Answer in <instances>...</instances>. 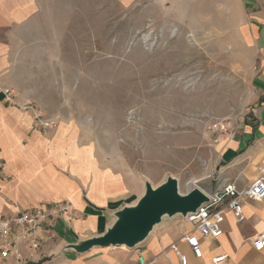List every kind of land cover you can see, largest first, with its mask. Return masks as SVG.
<instances>
[{"label": "rangeland", "instance_id": "1", "mask_svg": "<svg viewBox=\"0 0 264 264\" xmlns=\"http://www.w3.org/2000/svg\"><path fill=\"white\" fill-rule=\"evenodd\" d=\"M37 2L36 9L26 12L25 23L13 29L22 36L11 44L13 73L6 77L17 93L50 118L47 136L69 139L66 145L56 142L58 152L54 142L51 157L85 177L93 163V168L109 170L129 186L137 180L162 183L173 177L182 193L195 188L185 184L198 175L192 173L195 168L200 173L207 169L201 156L204 134L217 138L220 133L211 126L227 117L226 132L235 131L249 94L243 60L237 57L226 22H219V12H212L210 22L203 1ZM197 184L199 189L208 187L207 179ZM92 185L93 178L89 191L97 197ZM98 197L92 198L101 203ZM140 197L131 194L118 202L109 211L111 218ZM175 218H165L162 224L169 227ZM75 220L68 233L72 244L109 227L101 222L99 234L89 236L92 223L80 226L81 218ZM160 226L140 245L152 236L155 245L159 237L168 241L171 233L153 234ZM62 240L56 235L48 243L58 246ZM90 251L88 258H107L132 250Z\"/></svg>", "mask_w": 264, "mask_h": 264}, {"label": "crops", "instance_id": "2", "mask_svg": "<svg viewBox=\"0 0 264 264\" xmlns=\"http://www.w3.org/2000/svg\"><path fill=\"white\" fill-rule=\"evenodd\" d=\"M158 1H178L181 4L203 1V10L211 14L210 22H213L214 11L219 12V22H226L237 57L243 60L249 94L243 108V116L237 119L235 131L225 132L217 138L212 134H204L203 144L206 146L202 148L201 156L207 169L200 173L201 170L195 168L192 173L198 175L192 177L201 178L203 174L201 179H207V189L215 188L218 182L233 183L238 190L244 189L264 173V0ZM37 3V0H0V87L13 89L19 102L26 101L25 97L16 92L6 77L7 74L13 73L11 44L17 43L19 36H22L19 33L13 34V29L25 23L26 12L36 9ZM207 14L205 13V18ZM45 133V129L34 126L30 110L25 111L0 102V162L3 174L9 176H0V210L14 213L18 209L68 200L77 212H80V226L92 223V227L89 226L86 231L92 236L99 234L101 222L105 226L114 222L109 211L115 208L118 202L131 194H143L144 181L137 180L129 186L115 173L93 168V163H90L88 177H85L86 174L66 170V167L51 157V147L55 142L54 148H57L58 152L56 142L66 145L69 139H64L60 134L51 139V135L47 136ZM195 144L197 146L198 143ZM92 178V187H95V194H99L97 200L101 203L96 202L93 198L97 197L89 191ZM108 178L114 182L118 181L122 187L110 185ZM96 180H103L109 185H97ZM150 183L152 186L160 184ZM207 189L203 188L201 191L206 192ZM101 193L104 196H101ZM242 205L244 219L241 222H237L227 211L221 224L222 235L217 239H201V258H195L187 246H180L186 253L189 264H214L212 259L223 255L226 257L219 264H264V248L257 251L252 246L253 238L264 233V199H243ZM74 221L76 220L55 221V236H63L61 245L51 247L48 240L41 249V255H38L32 264H110L114 261L134 259V251L126 256L103 258L92 257V254L88 258L86 255L91 254V251L79 254L72 249H65L67 245L72 244L68 233L71 227H74ZM173 229L163 226L153 234L171 233L172 236L169 235L168 240L170 242L178 235V230ZM154 237L139 246L153 258L152 264H169L160 254L159 245L151 243ZM42 255L45 257L43 260ZM170 259L174 261L175 257L170 255Z\"/></svg>", "mask_w": 264, "mask_h": 264}, {"label": "built area", "instance_id": "3", "mask_svg": "<svg viewBox=\"0 0 264 264\" xmlns=\"http://www.w3.org/2000/svg\"><path fill=\"white\" fill-rule=\"evenodd\" d=\"M0 102L16 106L22 110H30L33 115V124L41 129L51 128V120L35 104L24 101L19 102L16 93L8 87H0ZM228 120L219 119L213 124L212 131L225 133L230 128ZM0 176H5L0 162ZM208 201L201 204L195 212L185 216L178 215L169 227L178 230V235L165 245L159 242L160 254L169 264H189L186 253L181 245L187 246L195 258H201V239H217L222 235L221 224L225 220L226 212H230L237 222L244 219L243 199L260 201L264 199V173L251 182L244 189L238 190L233 183L218 182L215 188L203 192ZM78 218V212L73 204L66 200L62 202H49L40 206L18 209L14 213H5L0 210V264H32L38 255H41L43 245L55 237V221H64ZM164 225L161 224L160 227ZM252 246L260 251L264 248V233L252 240ZM134 259L114 261L110 264H152L153 258L146 251L137 246ZM170 255L175 257L173 261ZM225 255L212 259L219 264Z\"/></svg>", "mask_w": 264, "mask_h": 264}, {"label": "water", "instance_id": "4", "mask_svg": "<svg viewBox=\"0 0 264 264\" xmlns=\"http://www.w3.org/2000/svg\"><path fill=\"white\" fill-rule=\"evenodd\" d=\"M208 198L198 188L179 193L177 179L168 177L157 186L144 183V192L133 206L124 207L114 214V222L104 233L79 244H69L65 249L82 253L93 247H113L125 244L133 249L146 240L154 225H161L165 218L185 216L195 212Z\"/></svg>", "mask_w": 264, "mask_h": 264}, {"label": "bare ground", "instance_id": "5", "mask_svg": "<svg viewBox=\"0 0 264 264\" xmlns=\"http://www.w3.org/2000/svg\"><path fill=\"white\" fill-rule=\"evenodd\" d=\"M201 178H203V176H201ZM201 178H192L191 180H189L188 182H186V184H185V186L188 188V189H191L192 187H195V188H198L199 189V187L197 186L198 184V181L201 179ZM177 189H178V191H179V193H181L182 194V192H181V190H180V188H179V186H178V180H177ZM200 190V189H199ZM203 192V191H202ZM155 226H158V225H154L153 227H152V231H153V229H154V227ZM168 235V234H167ZM159 242H161V244L162 245H165L168 241L166 240V241H164L163 242V240H162V238L161 237H159V239L157 240V245H159ZM121 246H125L126 247V245L125 244H120V245H115V246H113V248H117V247H121ZM102 249H106V248H109V247H101ZM127 248V247H126Z\"/></svg>", "mask_w": 264, "mask_h": 264}]
</instances>
